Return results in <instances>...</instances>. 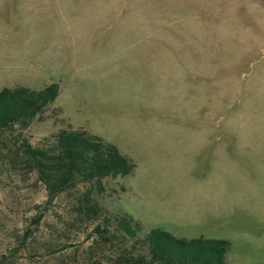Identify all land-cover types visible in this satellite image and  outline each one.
Returning <instances> with one entry per match:
<instances>
[{
  "label": "rangeland",
  "instance_id": "1",
  "mask_svg": "<svg viewBox=\"0 0 264 264\" xmlns=\"http://www.w3.org/2000/svg\"><path fill=\"white\" fill-rule=\"evenodd\" d=\"M51 84L59 97L0 135V264H116L153 229L264 264V0H0V91ZM71 131L132 173L49 201L26 148ZM88 192L142 232L94 238Z\"/></svg>",
  "mask_w": 264,
  "mask_h": 264
},
{
  "label": "trees",
  "instance_id": "2",
  "mask_svg": "<svg viewBox=\"0 0 264 264\" xmlns=\"http://www.w3.org/2000/svg\"><path fill=\"white\" fill-rule=\"evenodd\" d=\"M59 95L57 84L41 90L18 86L0 91V135L16 126L28 127ZM25 153L46 185L49 201L84 183L93 182L102 191L104 179L126 177L134 168L115 146L83 131L62 132L49 140L47 147L28 146ZM77 206L92 222L96 239L106 234L112 240L116 232L132 240L142 232L131 216L106 214L89 192L77 200ZM40 221L41 217L36 223ZM143 246L146 250L138 258L121 255L116 264H227L230 249L225 240L178 239L161 229L149 230Z\"/></svg>",
  "mask_w": 264,
  "mask_h": 264
}]
</instances>
